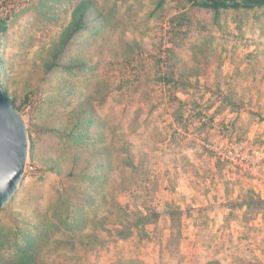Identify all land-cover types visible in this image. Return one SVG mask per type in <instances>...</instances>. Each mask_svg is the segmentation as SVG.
Segmentation results:
<instances>
[{"label": "rangeland", "instance_id": "1", "mask_svg": "<svg viewBox=\"0 0 264 264\" xmlns=\"http://www.w3.org/2000/svg\"><path fill=\"white\" fill-rule=\"evenodd\" d=\"M81 1L18 0L8 10L0 1V19L9 24L0 39L2 74L38 148L18 193L0 210V226L18 231L32 218L44 230L33 231L30 264H152V251L155 264H264V183L259 195L241 196L250 206L231 227L218 221L223 212L200 210L199 196L164 189L169 174H146L157 164L138 160L131 142L144 106L198 109L195 97L207 94L203 106L240 110L229 122L207 116L219 132L236 119L226 138L212 135L229 142V170L264 176V7L214 12L187 0H90L98 9L90 28L55 58ZM181 16L188 18L183 25L175 20ZM54 61L61 67L49 70ZM127 69L131 82L121 79ZM164 80L190 99L166 101ZM82 117V124L96 121L91 141L74 132ZM231 233L238 237L234 260L221 255ZM212 244L218 254L206 258ZM4 255L14 258L10 249Z\"/></svg>", "mask_w": 264, "mask_h": 264}, {"label": "crops", "instance_id": "2", "mask_svg": "<svg viewBox=\"0 0 264 264\" xmlns=\"http://www.w3.org/2000/svg\"><path fill=\"white\" fill-rule=\"evenodd\" d=\"M128 71L129 69L125 70L124 74L121 75V79L124 82L133 81L132 78L126 75ZM162 83L164 85V92L166 93L162 95L164 97L167 96L169 100L166 101H170L172 97L169 92L173 91V86L166 84L165 81ZM172 93H175L173 97L176 95L178 101H185L191 96V92L178 91L176 88ZM209 97L207 94H202L201 98L195 97L200 104L198 109L186 107L177 110L174 107L172 108V102H170L171 107H159L154 111L152 109L148 110L149 107L146 108L144 106L142 113V121L144 122L137 126L135 130L137 134L131 142L137 149L135 156H139L138 160L142 156L148 157L150 162L157 164L150 165V169L146 174H169L162 180V182H165L164 189L177 195L199 196L205 205L201 208L200 205H195L197 200L193 199L195 201L188 202L191 203V207L199 209L198 207L200 206V210L223 212L222 214L224 215H221L218 221L231 222V227H233L234 220L235 222L238 221L239 212L249 209L250 206L248 202L241 199V196L259 195L260 191H262L259 189L262 187L261 184L264 183V176L261 178L255 176V174H238L236 173L237 171L229 170V164L231 169H233L232 162L234 160L232 151L225 152L228 150L229 142L224 140L220 143L221 141L212 137V135L215 132L221 135V138H226L227 132L232 133L236 119L231 124L222 125L225 127V130L224 132H219V128H216L214 123L208 124L207 116L211 121H219L222 117L223 120L225 119L229 122L230 117L234 113L240 114V110L234 108L233 104L229 107H221L218 110L214 106H203ZM160 115H163L167 119L165 124L158 123L157 119ZM152 121L154 123L150 125ZM157 133H160V137L158 138L156 137ZM230 145L232 146L233 143ZM161 163L166 164V166H161ZM154 178L155 176H152V182L158 184L157 188L161 187L159 185L160 176H158V181H154ZM234 212L235 218L233 216ZM229 213H232L230 220L228 216H225ZM232 230L234 232V229ZM230 235L229 239H225L221 243V255L234 260L237 259L234 258L235 255L233 253L238 237L234 233ZM189 240L196 241L195 239ZM162 243L163 249H165L166 243ZM206 249L208 250V252L204 253L206 258H211L212 253L214 255L218 254L215 244L210 245V247L208 245ZM152 254L153 251L146 259L149 262L152 259V264H155L156 256ZM139 259H142L141 254Z\"/></svg>", "mask_w": 264, "mask_h": 264}, {"label": "trees", "instance_id": "3", "mask_svg": "<svg viewBox=\"0 0 264 264\" xmlns=\"http://www.w3.org/2000/svg\"><path fill=\"white\" fill-rule=\"evenodd\" d=\"M192 9L197 10H210L214 12H221L223 10H236L240 9L254 10L264 7V0H187ZM98 12V9L94 3L90 0H83L78 3L76 8L72 13V20L70 25L65 30L62 39L60 40L58 47L56 49L55 58H58L62 55L68 45L82 33L86 32L92 24V14ZM181 21L180 25L188 19H185V16L176 18L175 20ZM9 31V24L6 20L0 19V39L2 35L6 34ZM4 63H0V85L1 87L9 94L7 88V80L2 74V68ZM60 66L57 62H53L52 66L49 67V70ZM65 67V66H64ZM165 81V80H164ZM173 81H165L168 85H173ZM175 89V87H173ZM10 95V94H9ZM14 99V98H13ZM15 102V99H14ZM82 117L80 123L74 129V132H78V140L88 139L91 141L90 130L96 123L94 118L90 117L88 121L82 124ZM75 136V133L70 135ZM38 149L35 144H31V154L35 155V150ZM49 170L53 172H59L56 165H53ZM27 215V214H26ZM24 217V216H23ZM69 215L67 216L68 219ZM28 219V226L20 228L18 231H11L9 229L6 231L3 226H0V264H30L33 259V252L35 251L36 241L33 235V231L39 232V235L43 233L44 230H41L37 223H34L32 218ZM30 220V221H29ZM20 239V240H19ZM7 249L13 250L14 258H6L5 251Z\"/></svg>", "mask_w": 264, "mask_h": 264}, {"label": "water", "instance_id": "4", "mask_svg": "<svg viewBox=\"0 0 264 264\" xmlns=\"http://www.w3.org/2000/svg\"><path fill=\"white\" fill-rule=\"evenodd\" d=\"M30 151L25 119L15 107L14 99L0 85V210L18 193Z\"/></svg>", "mask_w": 264, "mask_h": 264}, {"label": "built area", "instance_id": "5", "mask_svg": "<svg viewBox=\"0 0 264 264\" xmlns=\"http://www.w3.org/2000/svg\"><path fill=\"white\" fill-rule=\"evenodd\" d=\"M2 1H3V7L5 10L10 9V7H14L15 3H18V0H2ZM171 44L172 42L170 40V34H169V38L167 37V41L165 42V46L163 48V52L161 56V58H163L164 63L167 62V59H168L167 50L171 47ZM169 94L171 95V97L174 95L172 92H169Z\"/></svg>", "mask_w": 264, "mask_h": 264}]
</instances>
